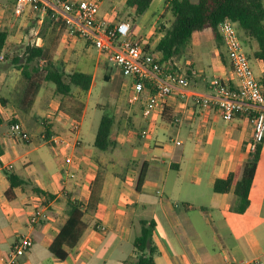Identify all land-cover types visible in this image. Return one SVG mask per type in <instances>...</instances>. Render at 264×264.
Segmentation results:
<instances>
[{
    "label": "crops",
    "instance_id": "0c3cea01",
    "mask_svg": "<svg viewBox=\"0 0 264 264\" xmlns=\"http://www.w3.org/2000/svg\"><path fill=\"white\" fill-rule=\"evenodd\" d=\"M155 1L138 18L135 9L127 7V0H104L98 18L111 25L136 17L133 39L160 62L157 46L176 19L165 11L166 0H158L163 3L161 10L150 14ZM22 16L36 17L32 44L42 47L46 41L40 31L47 12L29 8ZM257 49L255 45L249 57L262 82L264 62L254 57ZM55 61L67 74L91 75L90 89L73 88L64 97L47 82L53 93L43 88L36 91L40 83L29 80L35 84L31 95L26 88L29 84L21 87L20 70H0V264L22 237H31L34 246L20 264H134V241L143 220L157 223L153 237L156 264H264V143L250 206L244 214L235 213V187L221 194L214 186L231 174L235 182L241 179L249 159L253 118L240 114L228 121L214 105L204 107L197 101L200 96L213 98L215 78L234 86L238 83L221 38L211 29L196 32L180 55L161 63V80L175 74L188 79L191 86L176 87L168 104L150 117H144L143 111L155 83L149 81L141 101L133 103L132 81L92 43L70 38L65 31ZM104 115L115 118L111 140L116 147L107 151L94 146ZM14 122H21L33 139H15L11 133ZM72 133L79 145L70 150L50 146L41 138L43 134L71 137ZM91 133L94 136L89 138ZM68 156L77 163L75 178L66 174ZM144 164L148 172L138 192ZM6 171L31 181L44 194L18 187L14 199L8 198L11 183ZM98 176L104 179L102 201L85 214L87 228L80 243L72 250L65 248L68 257L61 261L50 248L68 221V201L86 208ZM37 214L39 222L31 226L29 220Z\"/></svg>",
    "mask_w": 264,
    "mask_h": 264
},
{
    "label": "trees",
    "instance_id": "16d2710c",
    "mask_svg": "<svg viewBox=\"0 0 264 264\" xmlns=\"http://www.w3.org/2000/svg\"><path fill=\"white\" fill-rule=\"evenodd\" d=\"M153 1L127 0L126 4L127 7L135 9L136 17L139 18L150 8ZM165 11L171 12L176 20L157 46L156 51L162 57L160 62L157 61L158 64L161 65L162 62H167L180 55L182 50L190 44L193 34L196 32L211 29L216 38L220 39L219 25L226 19L236 22L239 32H243L245 37L257 42L258 49L254 52V57L264 62V0H166ZM66 29V23L62 19L56 20V15L48 10L46 20L40 31L46 41L45 44L42 47L29 44L25 47L21 57L13 60L14 67L20 70L25 78L33 80L36 84H39L41 80L52 83L55 85L56 93L64 97L70 96L73 88L89 90L93 81V77L89 74L81 72L67 74L62 65L55 61ZM9 36L8 31L0 32V70L5 60L3 51ZM224 57L222 54L223 59ZM41 64L40 71L38 66ZM262 84L264 85V79ZM82 109L83 107L80 106V113ZM74 119L79 121L77 117ZM114 123L115 118L113 116H103L94 143L96 148L107 151L116 147V143L111 140ZM261 151L262 145L258 147L255 153L249 154V159L243 166L242 176L238 182H235L234 174H231L227 179H219L215 182L214 190L216 193H230L235 187L234 194L237 201L232 209L235 213L244 214L250 206V191L261 158ZM2 155L3 147L0 143V165ZM147 172L148 166L144 164L137 184L136 190L138 192H141L144 186ZM6 174L11 183L7 193L8 198L14 199V189L18 187H31L34 192L44 194L31 181L22 179L10 171H6ZM103 182L102 176L95 179L92 202L86 208L82 203L68 201V221L50 248L52 254L59 260L65 261L67 259L68 252L65 248L72 250L80 243L87 228L84 221L85 214L96 210V204L102 201L100 193ZM95 193L98 194V198ZM140 225L141 233L134 241L137 258L134 264H156L157 248L153 237L157 223L153 220H143Z\"/></svg>",
    "mask_w": 264,
    "mask_h": 264
},
{
    "label": "built area",
    "instance_id": "2783aa9c",
    "mask_svg": "<svg viewBox=\"0 0 264 264\" xmlns=\"http://www.w3.org/2000/svg\"><path fill=\"white\" fill-rule=\"evenodd\" d=\"M104 0H11L13 15L22 16L29 8L47 12L51 10L56 20L62 19L66 23V33L70 38H82L102 51L108 62L118 68L122 74L132 81L130 100L140 102L149 81L155 83V90L146 101L143 115L150 117L155 111L162 110L168 104L176 87L189 89L190 81L175 74H169L161 80L163 67L155 57L145 52L140 41L132 37L133 26L128 21H120L108 25L99 21V12ZM219 33L223 40L233 71L238 78L234 86L229 82L215 78L211 82L214 91L213 98L198 97L197 101L204 107L214 105L222 116L232 121L237 115L247 114L253 118L254 132L247 145L248 154H253L264 143V85L256 77L250 57L242 42L238 24L231 19L222 21ZM11 133L15 139L29 142L33 134L26 130L21 122L11 125ZM64 134L50 137L43 134L42 141L58 148L74 149L79 141H73ZM66 174L75 178L73 168L77 163L74 158H66ZM39 222V215H33L29 224ZM102 232L106 230L101 228ZM31 237H22L17 240L7 255L4 264H20L21 259L33 248ZM242 264H260L245 262Z\"/></svg>",
    "mask_w": 264,
    "mask_h": 264
},
{
    "label": "rangeland",
    "instance_id": "374dc122",
    "mask_svg": "<svg viewBox=\"0 0 264 264\" xmlns=\"http://www.w3.org/2000/svg\"><path fill=\"white\" fill-rule=\"evenodd\" d=\"M162 6L163 3L161 4L158 2V0H156L151 7L150 14L152 13L157 14L158 10H161ZM135 18L136 17L134 16L133 17L130 16L125 18V21L130 22L133 26ZM1 31H8L10 33L9 39L7 41V45L3 51V56L5 57V60L1 65V70L3 71L9 69L15 70L16 68L13 65V60L16 59L17 57H21L25 47H27V45L29 44L33 45L32 43L35 41L36 38L35 33L37 31V19L36 17L33 16L15 17L13 15V5L11 4L10 0H0V32ZM40 36H42V34H40ZM240 36L246 52L248 53V55L251 54L254 46L255 45L258 46L257 42L245 37V35L241 31H240ZM41 67L42 64L38 66V69H40V71H41ZM21 78H22L21 87L25 88L29 84L28 87L26 88H28L30 94L33 93L35 91V84L31 83L29 80L23 77V74ZM49 84L55 87L54 84L52 83ZM49 84L41 80L40 82L41 87L40 86L37 87L36 91H39L40 89L43 88V90L47 91L48 94L53 93L52 88H49L50 86H48ZM93 136L94 133H91L89 135V138H92Z\"/></svg>",
    "mask_w": 264,
    "mask_h": 264
}]
</instances>
